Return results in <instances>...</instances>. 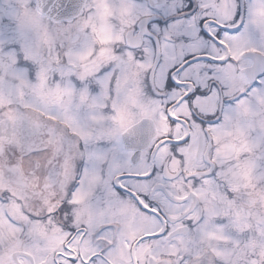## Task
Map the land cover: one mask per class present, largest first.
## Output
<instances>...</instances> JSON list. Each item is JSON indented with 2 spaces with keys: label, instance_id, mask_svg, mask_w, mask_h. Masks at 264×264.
I'll return each mask as SVG.
<instances>
[{
  "label": "snow or ice",
  "instance_id": "obj_1",
  "mask_svg": "<svg viewBox=\"0 0 264 264\" xmlns=\"http://www.w3.org/2000/svg\"><path fill=\"white\" fill-rule=\"evenodd\" d=\"M0 264H264V0H0Z\"/></svg>",
  "mask_w": 264,
  "mask_h": 264
}]
</instances>
